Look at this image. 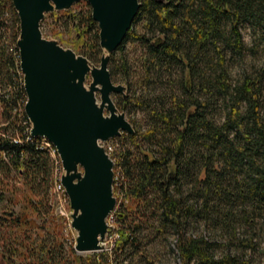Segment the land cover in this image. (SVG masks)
Wrapping results in <instances>:
<instances>
[{"label":"trees","instance_id":"obj_1","mask_svg":"<svg viewBox=\"0 0 264 264\" xmlns=\"http://www.w3.org/2000/svg\"><path fill=\"white\" fill-rule=\"evenodd\" d=\"M138 1L115 50L128 40L139 42V71L133 81L161 88L156 91L152 84L149 93L133 91L114 102L120 110L128 103L142 111L146 120L142 127L129 120L132 132L115 135L118 148L109 152L115 176L112 187L118 193L112 212L116 237L111 251L136 244L138 232L147 223L156 231L175 235L181 264H246L234 254L214 257L210 252L213 240L188 229L202 223L229 238L240 230L248 235L239 244L250 246L248 241L255 240V229L264 222V58L258 66L241 67L236 79L228 71L229 60L253 51L243 43L242 24L257 31L264 42V0ZM79 2L85 4L83 10L55 9L53 13L60 12L76 23L73 48L84 45L89 52L100 51L98 27L88 2ZM3 4L4 13L9 7L10 14H5L0 73L11 79L19 20L11 0ZM138 22L141 30L134 27ZM110 61L107 67L112 78ZM119 66L126 79L129 71L124 59ZM174 67L178 94L162 86L163 75L173 83ZM15 84L9 83L16 90ZM22 91L17 87L11 110L19 109ZM217 97L225 103L220 121L208 114V105ZM5 110L1 111L3 119L8 117ZM7 119L6 125H13V118ZM6 125L0 127L5 131ZM39 140L40 136H31L14 143L0 134L1 176L11 177L12 170L33 195L16 197L13 187L0 190V203L9 202H5L9 208L0 206V257L7 264H83L85 258L71 244L70 257L63 255L61 216L53 212L49 198L52 158ZM15 203L17 209H13ZM104 257L101 253L86 259L98 264Z\"/></svg>","mask_w":264,"mask_h":264},{"label":"water","instance_id":"obj_2","mask_svg":"<svg viewBox=\"0 0 264 264\" xmlns=\"http://www.w3.org/2000/svg\"><path fill=\"white\" fill-rule=\"evenodd\" d=\"M76 1L11 3L19 20L16 45L26 94L24 112L31 121V134L51 142L64 168L60 180L72 209L70 226L76 230L73 247L80 252L101 247L107 230L105 217L115 203L113 161L97 140L133 130L110 98V92H121L123 86L111 81L107 61L129 28L139 1L85 0L104 50L97 65H90L85 56L40 31L44 12L69 8ZM88 73L92 80L85 86ZM95 91H99L98 102Z\"/></svg>","mask_w":264,"mask_h":264},{"label":"rangeland","instance_id":"obj_3","mask_svg":"<svg viewBox=\"0 0 264 264\" xmlns=\"http://www.w3.org/2000/svg\"><path fill=\"white\" fill-rule=\"evenodd\" d=\"M80 0L73 2L70 5V9L76 11L77 9H84L86 6L83 2H79ZM89 5V4H88ZM13 6V5H12ZM90 7V6H89ZM14 8V7H13ZM9 9V7H8ZM55 9L49 10L44 12L43 17L39 22V27L42 36L46 38H53L55 39L61 46L71 48L76 54H81L87 58L88 63L91 65H97L99 62V56L104 52V50L100 47V51H87V46L82 45L80 49L73 48L72 43V35L75 31V24L74 22L67 21V18L60 13L57 12L56 14L53 13ZM62 10V9H60ZM9 11V10H8ZM134 27L137 30L140 29V23H136ZM80 28V27H79ZM240 33L243 39V43L245 44L246 48L251 47L253 49L251 55H249L248 51L246 50L240 57L241 58H232L228 61V71L232 78H237L240 74V69L243 66L246 68L258 66L261 60L264 58V42L260 39L257 31H254L248 24L244 23L240 26ZM86 38V36H84ZM100 46V45H99ZM13 47L18 49L16 43H13ZM142 50V45L134 40H128L123 46L122 49L113 50L108 54V60L112 62V69L113 75L111 81L115 84H121L123 89L121 92L113 91L110 92V98L113 101H118L122 94L126 97L127 94L132 93L135 91L136 93L145 92L149 93L153 91L151 89V85L153 83H148L149 85L139 82L135 83L133 79L138 74L139 71V56ZM82 51V52H81ZM112 53V54H111ZM111 54V55H110ZM124 59L126 64L128 65L129 75L126 79L123 78L122 73L120 71V61ZM108 66V61H107ZM18 70L20 69L16 66ZM108 68V67H107ZM177 70L176 67L173 68V74L170 76L173 79V83L167 82V76L163 75L165 80L162 82V86H170L173 89V93H180L179 86L177 84ZM92 80L91 75L88 73L85 75L84 84L85 86ZM169 84V85H168ZM263 84H264V77H263ZM97 87H101L99 83H96ZM153 87L157 86L156 84L152 85ZM161 86L155 87L160 89ZM95 96L97 102L99 101V91H95ZM263 102H264V90H263ZM115 104V103H114ZM119 111L123 112L124 117L129 121H131L132 125L134 126H143L145 123V115L142 111L132 107L127 103V105ZM12 115L19 113L18 110H11ZM106 112V111H105ZM208 114H210L211 118L214 121H220L225 114V103L221 97H217L215 100H211L210 104L208 105ZM8 117L4 118L0 115V123H7ZM7 119V120H6ZM129 121V122H130ZM0 132H2V128L0 127ZM99 141V140H98ZM122 144L124 143L125 146H129L127 142L122 140ZM102 146H105L107 149L115 152V148H118L119 140H116L115 137H109L106 140L99 141ZM109 146V147H107ZM109 153V154H110ZM50 155V154H49ZM115 155V154H114ZM51 156V155H50ZM110 157V156H109ZM115 157V156H114ZM52 158V165L53 169L51 172L52 183L55 179H60L61 175L65 172L64 168L59 164H56L54 158ZM113 161V158L110 157ZM113 168V167H112ZM80 169V167H79ZM113 170V169H112ZM11 170V177H4L1 176L0 172V190L5 189L6 187H13L14 189V196H20L21 194H25L27 196L32 197L33 195L27 190L25 184L22 183L17 175H14ZM114 173L112 175V179H114ZM8 182L5 185V182ZM51 186L49 188V198L52 203V210L55 214L61 216V232H62V251L63 255L66 254L68 257L70 255L67 252L68 246L71 244L73 246L74 237L76 235V230L70 226V213L72 209L69 206L68 198L64 199L63 196L56 190L55 187ZM5 186V187H4ZM8 193V192H7ZM59 193V194H58ZM112 194L115 198L118 197V193L112 187ZM6 201H2L0 206H4ZM9 203V202H8ZM6 208H9V204H6ZM18 204H13V209H17ZM114 206L112 207V212L114 211ZM111 212V214H112ZM264 217V216H263ZM107 223V230L100 240L101 247L96 250L90 251H76V253L83 256V264H95V261H90L86 259V256H91L97 258L99 254L103 253L104 258L99 260L98 264H181L180 258L178 255V251L176 248V237L174 234L170 232H160L154 229V226H147V223L142 227V230L138 232V240L136 244L128 243L125 244L123 247L117 249L113 252L111 251V246L113 239L116 237L114 230L111 229V225L113 224V217L110 213L105 218ZM264 221V220H263ZM155 225H157L155 223ZM238 230V229H237ZM188 232H192L193 234H200L206 239L213 240L214 244L210 250L211 254L214 257L222 256L225 254H234L236 260L238 262L246 261V264H264V222L263 224L259 225L258 228L255 229V240H249L248 244L250 246H242L239 244L241 239L247 238L245 237L248 235L247 233H243L242 231H236L235 236L231 237L227 235V233H220L217 230H213L202 223H197V225L191 226L188 229ZM73 240V241H72ZM0 264H7L4 259L0 257ZM192 264V263H191ZM194 264V263H193ZM200 264V263H196Z\"/></svg>","mask_w":264,"mask_h":264},{"label":"built area","instance_id":"obj_4","mask_svg":"<svg viewBox=\"0 0 264 264\" xmlns=\"http://www.w3.org/2000/svg\"><path fill=\"white\" fill-rule=\"evenodd\" d=\"M5 29H6V16L4 13V4H3V0H0V51L2 52H4ZM0 60H1V56H0ZM13 62L15 63L14 51H13ZM10 75H11V79H6L0 73V115H1L2 109L6 108L5 111H6V114H8V118H13V125H6V130L4 131L2 129V132H0V134L8 139H12V142L18 143V140L27 141L30 139L31 121L30 123H23L20 116L12 115V112L10 109V101H11V98H16L17 87H19V82H23V77H22L21 70H17L16 66H15V74H10ZM9 83H16V90H9ZM0 125H5V123H0ZM99 141L98 143L101 145ZM102 147L104 148L105 152H107V154L109 155L110 149L109 148L107 149L105 146H102ZM52 185L61 194V196L64 197V199L66 197L68 198L60 179H55ZM111 210L109 212L110 215H112Z\"/></svg>","mask_w":264,"mask_h":264},{"label":"bare ground","instance_id":"obj_5","mask_svg":"<svg viewBox=\"0 0 264 264\" xmlns=\"http://www.w3.org/2000/svg\"><path fill=\"white\" fill-rule=\"evenodd\" d=\"M8 10L9 9L5 10L6 16L7 15L9 16V14H10V10L9 11ZM15 43H16V41H15ZM14 61L16 63V66L19 67V53H18V49H16V47L14 50ZM17 70H18V68H17ZM19 88H21V89L23 88V82H19ZM9 90H15V89L12 85H9ZM22 92H23V99L21 98V100L19 101V109H18L19 116L22 119L23 123H30L28 116L24 112V103L26 101V94H25L24 88H23ZM31 136H34V135L30 134V137ZM24 141L25 140H18V143H22ZM97 142H98V140H97ZM39 144H40V146L45 147V149L48 151V153L54 158V161L56 162V164H59V162H61L59 159V156L56 152L55 147L44 136H40Z\"/></svg>","mask_w":264,"mask_h":264}]
</instances>
